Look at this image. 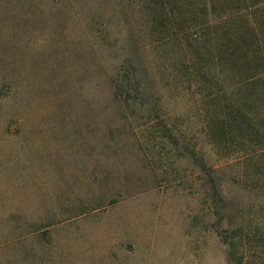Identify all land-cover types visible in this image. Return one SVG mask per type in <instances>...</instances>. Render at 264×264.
<instances>
[{"label": "rangeland", "instance_id": "374dc122", "mask_svg": "<svg viewBox=\"0 0 264 264\" xmlns=\"http://www.w3.org/2000/svg\"><path fill=\"white\" fill-rule=\"evenodd\" d=\"M126 5L0 0V264H233L223 237L255 222L256 193L231 182L194 97L151 75Z\"/></svg>", "mask_w": 264, "mask_h": 264}, {"label": "trees", "instance_id": "16d2710c", "mask_svg": "<svg viewBox=\"0 0 264 264\" xmlns=\"http://www.w3.org/2000/svg\"><path fill=\"white\" fill-rule=\"evenodd\" d=\"M119 4L122 12L127 4L139 38L147 37L146 45L154 53L151 75L158 72L167 98L178 88L194 97L199 110L195 113L205 122L214 150L230 167L231 182L258 197L246 210L247 215L256 210L255 222L250 217L223 237L230 261L264 264V0H119ZM132 34L129 29V37ZM122 66L127 72L122 81L143 97L135 61L127 58ZM114 93L120 97L125 89L117 85ZM180 115L189 118L187 112ZM172 128L164 123L165 137ZM196 162L205 170L201 157ZM209 176L216 202L231 215L245 212L235 194L229 197L218 191L220 185Z\"/></svg>", "mask_w": 264, "mask_h": 264}]
</instances>
